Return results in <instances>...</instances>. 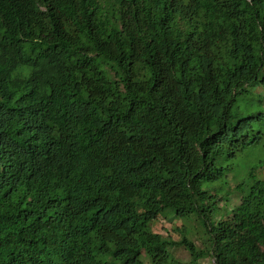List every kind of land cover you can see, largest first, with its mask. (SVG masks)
<instances>
[{"label":"trees","instance_id":"16d2710c","mask_svg":"<svg viewBox=\"0 0 264 264\" xmlns=\"http://www.w3.org/2000/svg\"><path fill=\"white\" fill-rule=\"evenodd\" d=\"M263 167L264 0H0V264H264Z\"/></svg>","mask_w":264,"mask_h":264},{"label":"rangeland","instance_id":"374dc122","mask_svg":"<svg viewBox=\"0 0 264 264\" xmlns=\"http://www.w3.org/2000/svg\"><path fill=\"white\" fill-rule=\"evenodd\" d=\"M242 163V162H241ZM243 170V169H242ZM261 172L264 174V167L261 169ZM230 178V177H229ZM231 186L234 185V180L230 178ZM239 197L236 194V192H233L231 194L230 198L227 201H220L217 203L216 208L212 212V217L215 220H218L220 218H225L229 216L236 208V206L239 204ZM175 225H181V220L179 219H165V218H158L155 220L152 224V228L155 232H158L164 236H169L174 240H177L180 238V235L177 231L174 230ZM191 238L194 240V242L197 245L201 246L200 239L195 234L191 235ZM171 253L176 257L177 259L183 261V262H189L190 261V255L188 251L180 246V247H172L170 248ZM199 264H213L212 259L210 258H203L199 260Z\"/></svg>","mask_w":264,"mask_h":264}]
</instances>
